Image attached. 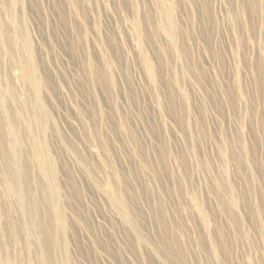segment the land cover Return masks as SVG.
Listing matches in <instances>:
<instances>
[{
	"label": "rangeland",
	"instance_id": "obj_1",
	"mask_svg": "<svg viewBox=\"0 0 264 264\" xmlns=\"http://www.w3.org/2000/svg\"><path fill=\"white\" fill-rule=\"evenodd\" d=\"M44 260L264 264V0H0V264Z\"/></svg>",
	"mask_w": 264,
	"mask_h": 264
},
{
	"label": "bare ground",
	"instance_id": "obj_2",
	"mask_svg": "<svg viewBox=\"0 0 264 264\" xmlns=\"http://www.w3.org/2000/svg\"><path fill=\"white\" fill-rule=\"evenodd\" d=\"M8 181H9V184L11 185V186H13V185H15L16 183H18L19 181H20V179H18V177H16V178H12V177H10L9 179H8ZM49 220H47V223L46 224H48L49 225ZM34 229H36V231H38V226H35V228ZM46 260V259H45ZM45 260H44V264H45Z\"/></svg>",
	"mask_w": 264,
	"mask_h": 264
}]
</instances>
